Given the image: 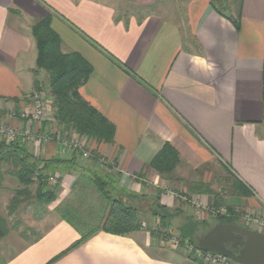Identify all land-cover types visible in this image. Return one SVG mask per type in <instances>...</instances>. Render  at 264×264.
<instances>
[{"label": "crops", "instance_id": "obj_1", "mask_svg": "<svg viewBox=\"0 0 264 264\" xmlns=\"http://www.w3.org/2000/svg\"><path fill=\"white\" fill-rule=\"evenodd\" d=\"M46 18L62 52L91 65L79 95L114 126L112 144L58 127L32 31ZM38 88L49 112L41 122L23 119L33 112ZM0 126L38 136L27 145L36 158L55 162L48 172L56 181L47 189L57 195L49 205L24 204L28 214L34 208L36 228L16 220L0 242V264H197L156 251L149 229L123 236L101 231L79 243L93 228L84 210L97 222L106 213L92 176L108 180L115 196H138L124 201L139 210L151 212L158 200L180 210L179 221L202 220L183 198L214 203L203 187L206 173L220 168L240 194L228 210L264 217V0H0ZM57 132L117 161V168L44 142ZM167 143L180 162L162 176L151 163ZM13 178L6 175L0 190L8 202L17 189L8 179L19 186Z\"/></svg>", "mask_w": 264, "mask_h": 264}, {"label": "trees", "instance_id": "obj_2", "mask_svg": "<svg viewBox=\"0 0 264 264\" xmlns=\"http://www.w3.org/2000/svg\"><path fill=\"white\" fill-rule=\"evenodd\" d=\"M32 31L38 49L37 68L44 70L48 75L49 92L54 100V119L58 127L62 129L64 134L69 135L75 132L101 144H112L115 137L114 126L79 95L80 87L87 82L93 71L91 65L77 53L64 54L62 52L61 40L51 29L49 18L37 22ZM38 91H42L41 88H38ZM27 144L26 139L22 137L17 138L12 143L0 142V190L3 188L6 175H12L19 183V187L14 191L9 204V217L24 203L37 202L45 206L53 203L57 197L53 189H47L51 177L48 169L55 162H45L36 158L30 152ZM93 157L94 160L92 159V161L97 162L101 156L93 153ZM179 162L178 152L167 143L155 157L151 167L160 175L167 176L175 171ZM42 164H44L43 168H41ZM92 177L102 200L108 206H106V213L98 224L91 230L82 233L83 236L79 243L101 231L123 236L144 230L138 208L118 200L113 191L108 190V186L110 188L112 186L108 180L97 175ZM128 198L134 200L138 196L130 194L126 196V199ZM229 213L231 217L218 216L214 220V225L208 220H199L193 216H186L181 224L175 225L182 212L170 210L157 200L150 216L160 224L163 232H168L174 226L183 244L194 245L196 249H200L198 241L212 227L219 223H237L234 211L230 209ZM69 221L73 222L72 220ZM8 233V221L6 218L0 217V242ZM150 233L155 236V232L151 231ZM188 259L197 264H204L203 259H198L192 255H189Z\"/></svg>", "mask_w": 264, "mask_h": 264}, {"label": "rangeland", "instance_id": "obj_3", "mask_svg": "<svg viewBox=\"0 0 264 264\" xmlns=\"http://www.w3.org/2000/svg\"><path fill=\"white\" fill-rule=\"evenodd\" d=\"M206 177H205V184L203 188L205 189H210V191L212 192L211 197H212V202L211 203V199L209 198L208 204L205 202V200L199 195L195 196V197H187V198H183L184 203H187L191 206V208L194 211H199V217L203 220H208L211 224H213L217 219V217H231L230 213H229V208L232 207H236V202L234 200H236L237 197H240L239 192L237 191L236 187H235V183L234 180L227 174H225L223 172L222 169H212V172L206 173ZM11 179H8L7 182V186H9V188L14 189V188H18L19 186L15 187V185H11L10 182ZM14 183L17 182L18 180L16 178H13ZM16 184V183H15ZM6 186V185H5ZM110 186H108V190H110ZM191 195V194H190ZM4 196V194H0V217L2 218H6L8 221V225L9 228L12 226L13 223H16V220H22L23 223L25 224L26 228L29 229H35L36 227H33V221L35 219L34 217V208L32 211H30V213L28 214L27 211H25V206L24 203L23 206L21 205L17 210H18V214H16L15 217L11 220L10 217L7 214L8 208H9V204L10 201L8 202V197L1 199ZM118 200H122L124 201L123 196H115ZM221 201L224 202L225 204H227V206H221ZM183 202V201H182ZM30 204H34L36 207H40L42 205L38 204L37 202H28ZM129 202H127L128 204ZM100 206L102 207V209L104 208V206H108L107 203L103 200L99 201ZM102 204L104 206H102ZM129 205V204H128ZM5 209V210H3ZM235 209V208H234ZM88 208L85 211L87 219H89V223L93 225V227L95 225L98 224L97 220L95 219V215H92V213L88 210ZM139 210V209H138ZM40 211V210H39ZM236 211V210H235ZM26 212V213H25ZM140 212V219L141 222L143 223L144 226V230H151L153 232H155V243H156V251L158 252H162L163 254L165 253H178L180 255H183L184 257L188 258L189 255H192L198 259H200L198 257V255L196 254V251L192 250V253H190V251L187 249V244H183L180 240L179 237V233L177 232V230L175 229H169L168 232H163L162 227L160 226V224H158L156 221H154L151 216H150V208H146V211L144 210H139ZM17 213V212H15ZM14 213V214H15ZM25 213L23 216L22 214ZM33 213V214H32ZM207 214V215H205ZM247 214V212L245 211H237V213H235L236 217V221L237 223L234 224H238L241 225L245 228H247L244 224V219H245V215ZM205 215V216H204ZM94 217V218H93ZM91 218V219H90ZM181 218V217H180ZM14 220V221H13ZM183 222L179 221V219L175 222V225L181 224ZM157 223V224H156ZM214 225V224H213ZM29 226V227H28ZM213 228V227H212ZM255 231V230H254ZM159 232H162V234H159ZM28 233H34L33 231H29ZM264 233V232H262ZM202 239V238H201ZM159 245H162L159 247ZM194 247V245H192ZM195 248V247H194ZM173 259L175 260H179V258L177 256H171ZM228 264H234V262H231L229 260ZM213 264V263H212Z\"/></svg>", "mask_w": 264, "mask_h": 264}, {"label": "built area", "instance_id": "obj_4", "mask_svg": "<svg viewBox=\"0 0 264 264\" xmlns=\"http://www.w3.org/2000/svg\"><path fill=\"white\" fill-rule=\"evenodd\" d=\"M32 103H33V112L30 114H23L22 118L35 122H41L44 118H46L49 112L50 107L48 103V97L44 92L36 91L32 95ZM0 137H5L8 143H12L17 138L22 137L26 139L27 142L36 144L37 140L39 139L38 136L34 135L30 130L24 131L21 136L13 130H6L5 127L3 126H0ZM43 139L44 142H49V141L57 142V144L64 151L79 152L81 154V158L86 162L94 158L93 153L86 148V145L82 143L80 139L67 137L59 132L55 133L54 136L44 137ZM97 162L100 166H104V167L117 168L118 166L117 161L107 159L106 157H100L97 160ZM55 181L56 178L54 176H51L49 182L54 183ZM244 224L248 229L255 230L261 233L264 232V217L262 216H255L251 213H247L245 215ZM187 249L190 251V253H192V250L196 251L198 257L205 261L214 262L216 264H228L227 259L212 253L205 252L200 249H196L192 245L187 244Z\"/></svg>", "mask_w": 264, "mask_h": 264}, {"label": "water", "instance_id": "obj_5", "mask_svg": "<svg viewBox=\"0 0 264 264\" xmlns=\"http://www.w3.org/2000/svg\"><path fill=\"white\" fill-rule=\"evenodd\" d=\"M235 242L238 253L226 248ZM198 247L236 264H264V234L238 224L219 223L198 241Z\"/></svg>", "mask_w": 264, "mask_h": 264}, {"label": "flooded vegetation", "instance_id": "obj_6", "mask_svg": "<svg viewBox=\"0 0 264 264\" xmlns=\"http://www.w3.org/2000/svg\"><path fill=\"white\" fill-rule=\"evenodd\" d=\"M235 242H230L226 244V248L233 251L234 253H238L240 248H234Z\"/></svg>", "mask_w": 264, "mask_h": 264}]
</instances>
